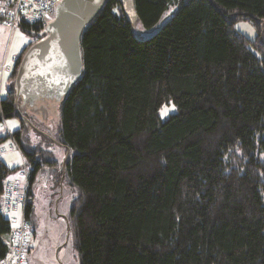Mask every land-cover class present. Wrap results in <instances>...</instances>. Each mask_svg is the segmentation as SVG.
<instances>
[{"label": "trees", "instance_id": "trees-1", "mask_svg": "<svg viewBox=\"0 0 264 264\" xmlns=\"http://www.w3.org/2000/svg\"><path fill=\"white\" fill-rule=\"evenodd\" d=\"M133 1V24L105 0L82 30V73L57 103L55 135L30 116L57 100L16 106L20 59L46 35L37 22L16 24L35 38L13 61L0 120L20 121L10 138L30 166L25 220L49 165L47 192L72 190L67 233L79 264H264V0ZM170 102L176 111L159 119ZM41 140L68 155L57 160ZM11 171L0 159V207ZM10 229L0 213V260Z\"/></svg>", "mask_w": 264, "mask_h": 264}, {"label": "rangeland", "instance_id": "rangeland-1", "mask_svg": "<svg viewBox=\"0 0 264 264\" xmlns=\"http://www.w3.org/2000/svg\"><path fill=\"white\" fill-rule=\"evenodd\" d=\"M177 5H173L168 8L158 22L159 26L162 22L166 21L167 18L174 12ZM1 15V14H0ZM156 26V27H157ZM234 29L239 31L247 39H253L257 31L252 27L248 21L236 20L234 23ZM156 28L150 31H144L141 33L142 36H149ZM42 34V31L39 35ZM35 38L34 34L25 33L19 25H15L11 30L4 21L0 22V55L2 61L5 59V64L11 61V57L19 55L20 51L26 47ZM1 61V62H2ZM13 64V62H12ZM14 65V64H13ZM12 65V66H13ZM2 95L5 96V86L3 84ZM59 100H44L40 104L37 102L35 106L44 107L48 109V113L43 114V118H36L30 116V120L44 132L55 135L57 127L59 126V114L58 103ZM36 108V107H35ZM176 111V107L170 102L169 105H163L159 108L158 114L159 119L164 120L171 113ZM9 122H12L11 124ZM20 126V121L15 118H6L0 120V159H2L10 169L11 173L21 172L25 180V185L22 192L16 189L19 193H23L26 187V171L30 166L22 160L18 149L13 144L10 135L16 131ZM33 138H38L36 135L31 133ZM44 141L41 140L43 151H48L57 160H60L65 153L59 146L45 145ZM37 177V185L32 189L34 191V215L29 221V250L26 254V264H79L76 251L72 244L71 236L67 233V222L66 218L69 215V207L71 203L72 190L64 188L60 199L55 198V194L47 192L46 183L47 177L45 173H41ZM22 178V177H21ZM28 189V188H27ZM29 190V189H28ZM21 216L20 207H17L12 215L14 222L10 223L15 228L17 222Z\"/></svg>", "mask_w": 264, "mask_h": 264}, {"label": "water", "instance_id": "water-1", "mask_svg": "<svg viewBox=\"0 0 264 264\" xmlns=\"http://www.w3.org/2000/svg\"><path fill=\"white\" fill-rule=\"evenodd\" d=\"M129 23L137 19L133 0H117ZM105 0H61L42 40L29 46L20 59L13 82L16 106L39 98L61 100L81 75L80 35ZM66 156L68 152H66ZM65 156V157H66Z\"/></svg>", "mask_w": 264, "mask_h": 264}, {"label": "built area", "instance_id": "built-area-1", "mask_svg": "<svg viewBox=\"0 0 264 264\" xmlns=\"http://www.w3.org/2000/svg\"><path fill=\"white\" fill-rule=\"evenodd\" d=\"M61 0H0V16L12 29L18 21L23 19L28 24L39 23L45 26L52 21L55 8ZM27 175L25 176V178ZM2 204L0 213L7 218L9 223L14 222L12 215L17 207H20L21 216L15 228H11L3 235V244L8 253L0 264H26V254L29 250V223L24 217V208L27 203V178L23 193H19L16 185L5 182L3 186Z\"/></svg>", "mask_w": 264, "mask_h": 264}, {"label": "crops", "instance_id": "crops-1", "mask_svg": "<svg viewBox=\"0 0 264 264\" xmlns=\"http://www.w3.org/2000/svg\"><path fill=\"white\" fill-rule=\"evenodd\" d=\"M0 57H1V55H0ZM15 57H17V55L11 57V61H9L8 64H5V62H4L5 59L2 61V59L0 58V96L1 97L3 96L2 90H1L3 87H1V86H3V84H5V81H6L7 77L9 76L8 74L12 68V65H13L12 62L14 61ZM6 166L8 167L7 164H6ZM6 178H7V180H6L7 182L13 183L17 186V189L19 190V192L23 191V188L25 185V180H24L23 176L21 175V172L10 173Z\"/></svg>", "mask_w": 264, "mask_h": 264}, {"label": "flooded vegetation", "instance_id": "flooded-vegetation-1", "mask_svg": "<svg viewBox=\"0 0 264 264\" xmlns=\"http://www.w3.org/2000/svg\"><path fill=\"white\" fill-rule=\"evenodd\" d=\"M48 168H49V165H47V166H45V167L43 168V170L45 171L44 173L46 174L47 180L49 179V176H48V174H49ZM40 174H41V172H39V173L37 174V176H39Z\"/></svg>", "mask_w": 264, "mask_h": 264}, {"label": "snow or ice", "instance_id": "snow-or-ice-1", "mask_svg": "<svg viewBox=\"0 0 264 264\" xmlns=\"http://www.w3.org/2000/svg\"><path fill=\"white\" fill-rule=\"evenodd\" d=\"M10 124L12 123V122H9Z\"/></svg>", "mask_w": 264, "mask_h": 264}, {"label": "bare ground", "instance_id": "bare-ground-1", "mask_svg": "<svg viewBox=\"0 0 264 264\" xmlns=\"http://www.w3.org/2000/svg\"><path fill=\"white\" fill-rule=\"evenodd\" d=\"M14 214V213H13ZM29 230V229H28ZM30 238V237H29Z\"/></svg>", "mask_w": 264, "mask_h": 264}]
</instances>
